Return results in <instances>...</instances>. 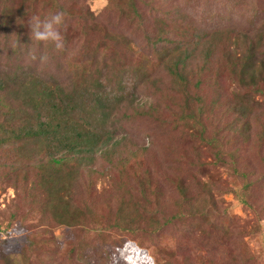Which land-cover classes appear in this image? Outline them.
Listing matches in <instances>:
<instances>
[{
  "label": "rangeland",
  "instance_id": "1",
  "mask_svg": "<svg viewBox=\"0 0 264 264\" xmlns=\"http://www.w3.org/2000/svg\"><path fill=\"white\" fill-rule=\"evenodd\" d=\"M129 1L0 0V71L124 86L73 114L98 133L84 151L0 142V264H264V0H131L144 24ZM58 10L64 48L31 40V18Z\"/></svg>",
  "mask_w": 264,
  "mask_h": 264
},
{
  "label": "trees",
  "instance_id": "2",
  "mask_svg": "<svg viewBox=\"0 0 264 264\" xmlns=\"http://www.w3.org/2000/svg\"><path fill=\"white\" fill-rule=\"evenodd\" d=\"M129 2L133 15L137 17L140 24H144L145 17L144 15L141 16V9L133 1L130 0ZM146 38L149 40V46L155 49L158 43L165 39L163 36L150 38L149 35H146ZM177 40L179 45L181 44V40L188 44L191 43L187 32H184L182 38H178ZM212 47L210 45L204 48V50L202 49L204 61L209 56ZM180 61L181 58L175 59L173 61L174 63L168 65L166 72L172 77L174 84L177 83L183 86L186 85L188 81L187 76L189 75L184 72L183 68L179 67ZM203 66L207 65L204 64ZM10 71L12 72V70ZM18 73L0 71V90L3 87L2 90L4 91L5 86L8 87L7 81L12 80L19 89L17 95L20 96L21 106L24 108V111L16 108L10 113L6 109L7 104H3L1 101V97L3 96H0V116L6 121V124L0 121V129L5 128L7 132L0 133V142L14 137L37 138L41 141H46L50 146H54L56 152L73 154L77 151H84L87 149V146L89 147L86 138L97 136L98 133L94 129L93 132L89 131L88 128L91 127L81 123L83 122L81 119H84V117H74V115L84 113V110L91 114L94 111H98L99 113L103 110H108L109 106H105V100L110 99V96H113L115 100H121L123 98L122 90L124 86L120 82H117L120 91H114L111 85H108L109 83L103 75L93 81L83 79L78 84H72L68 87L64 83L42 81L40 76L38 77L33 74H30L28 77V74L23 71L21 76H18ZM1 78L4 80V83ZM212 103L213 101H211ZM201 104L202 102L201 100L199 102L198 98L200 110ZM184 110L185 108L181 109L183 115ZM19 113L21 114L20 117L15 115ZM103 122L105 123L104 120L100 119L96 124L103 126ZM67 128H71L70 131ZM199 129L202 130V127H199ZM62 159L60 156L58 158L51 156L54 164L61 162Z\"/></svg>",
  "mask_w": 264,
  "mask_h": 264
},
{
  "label": "clouds",
  "instance_id": "3",
  "mask_svg": "<svg viewBox=\"0 0 264 264\" xmlns=\"http://www.w3.org/2000/svg\"><path fill=\"white\" fill-rule=\"evenodd\" d=\"M65 16L66 13L62 10L49 13L43 18L33 16L29 23L30 39L37 42H50L55 50H62L64 39L60 29L64 26ZM32 59H37L35 53H32ZM46 59L45 55L39 56L42 62Z\"/></svg>",
  "mask_w": 264,
  "mask_h": 264
}]
</instances>
